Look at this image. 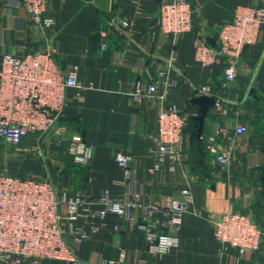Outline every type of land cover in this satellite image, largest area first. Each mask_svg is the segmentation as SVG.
Here are the masks:
<instances>
[{
  "label": "crops",
  "instance_id": "obj_1",
  "mask_svg": "<svg viewBox=\"0 0 264 264\" xmlns=\"http://www.w3.org/2000/svg\"><path fill=\"white\" fill-rule=\"evenodd\" d=\"M189 1L192 28L174 35L159 28L157 0H47V12L55 19L48 31L35 26L17 1L0 0V59L5 52L20 54L44 46V33H49L61 69L76 65L77 79L93 85L80 91L66 89L61 135L29 134L15 145L26 167L15 175L45 179L70 192L83 190L90 197L105 189L119 194L132 187L140 188L145 200L163 201L178 196L182 187L192 190L193 208L183 213L179 228L167 231L178 238L176 246L166 253L148 252L139 220L109 212L85 226L88 238L73 243L76 255L89 263L117 259L125 252L123 264H264V242L255 251L223 250L214 237V220L224 210L247 213L257 221L264 210V24L256 40L243 49L235 80L229 84L224 82L223 58L207 66L195 58L200 40L218 45L221 24L232 19L239 5H260L264 0ZM113 16L128 19L130 25L119 31L109 23ZM160 69H166L171 84L136 102L132 95L136 81L149 83ZM201 85L221 101L219 109L215 105L209 109L202 141L189 119L180 160L172 169L165 160L160 169L151 170L158 109L174 103L197 115L200 107L192 98L202 94L197 91ZM220 124L248 127L227 144L231 157L225 168L219 167L207 141ZM72 140L93 147L85 164L75 163L67 153ZM222 140L216 136L217 142ZM0 143L7 145L2 138ZM33 146L40 154L32 151ZM118 153L128 157L135 170L132 178L118 166ZM42 264L64 263L45 259Z\"/></svg>",
  "mask_w": 264,
  "mask_h": 264
},
{
  "label": "built area",
  "instance_id": "obj_2",
  "mask_svg": "<svg viewBox=\"0 0 264 264\" xmlns=\"http://www.w3.org/2000/svg\"><path fill=\"white\" fill-rule=\"evenodd\" d=\"M21 5L29 20L48 31L55 26V19L47 12V0H15ZM139 3L141 0H134ZM158 25L162 32L178 35L192 28L193 6L189 0H157ZM109 23L119 31L130 25L128 19L111 17ZM264 24V3L239 5L231 20L221 24L218 45L211 46L200 40L195 47V58L202 65L212 64L223 58L225 84L235 80L236 63L246 45L256 40L260 26ZM44 33L45 45L28 49L20 54L5 52L0 59V138L17 145L29 134L38 138L51 133L61 135L65 125L61 122L66 104L65 91L91 88L77 79V66L63 71L57 61V47ZM105 43L101 44V48ZM166 69H160L149 83L136 81L132 95L136 102L152 96L164 85L169 86ZM197 91L209 94L207 85ZM211 96V95H210ZM215 98V97H214ZM219 109L221 101L215 99ZM195 113L181 110L176 104L160 106L157 113V131L154 161L151 170L160 169L165 160L170 168L183 155L186 139L185 128ZM245 124L234 128L218 125L209 135V151L221 168L228 166L231 150L227 145L236 136L246 132ZM223 139L216 141V136ZM33 152L40 154L38 146ZM67 153L75 163L85 164L93 154V147L82 141L72 140ZM118 166L127 178L134 176L128 157L116 156ZM94 203L101 207H93ZM194 197L189 186L182 187L176 197L148 201L140 188H128L125 192L112 194L107 189L100 196L90 197L83 190L70 192L68 188H56L48 180L19 176L0 169V264H42L45 259L60 260L64 264H123L126 253L117 259L99 258L89 263L79 258L73 243L88 238L85 226L94 219H103L111 212L124 218L137 219L143 231L146 250L150 253H166L178 244V238L170 232L179 228L184 212L193 208ZM95 228V226H93ZM116 224L115 229H120ZM214 237L223 250L237 248L241 251L259 250L264 242V210L261 220L249 214L224 210L214 220Z\"/></svg>",
  "mask_w": 264,
  "mask_h": 264
},
{
  "label": "rangeland",
  "instance_id": "obj_3",
  "mask_svg": "<svg viewBox=\"0 0 264 264\" xmlns=\"http://www.w3.org/2000/svg\"><path fill=\"white\" fill-rule=\"evenodd\" d=\"M15 147V145L10 143H7L5 146L0 143V169H7L13 173L26 169V167L21 165L20 155L16 153Z\"/></svg>",
  "mask_w": 264,
  "mask_h": 264
},
{
  "label": "water",
  "instance_id": "obj_4",
  "mask_svg": "<svg viewBox=\"0 0 264 264\" xmlns=\"http://www.w3.org/2000/svg\"><path fill=\"white\" fill-rule=\"evenodd\" d=\"M192 101L197 103L200 107L199 113L196 115L195 118L197 121L196 134L198 138H201L205 118L209 112L210 107L214 105L215 98L210 95L200 94L194 96L192 98Z\"/></svg>",
  "mask_w": 264,
  "mask_h": 264
},
{
  "label": "trees",
  "instance_id": "obj_5",
  "mask_svg": "<svg viewBox=\"0 0 264 264\" xmlns=\"http://www.w3.org/2000/svg\"><path fill=\"white\" fill-rule=\"evenodd\" d=\"M195 117H196V116H193V117L190 118V119H192V120L194 121V134H195L196 138H197L199 141H202L201 138H198V137H197V134H196L197 121H196V118H195Z\"/></svg>",
  "mask_w": 264,
  "mask_h": 264
}]
</instances>
